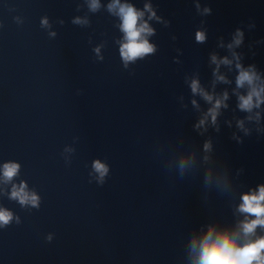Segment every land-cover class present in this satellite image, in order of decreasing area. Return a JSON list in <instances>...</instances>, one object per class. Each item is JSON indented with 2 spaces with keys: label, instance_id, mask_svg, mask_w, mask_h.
<instances>
[{
  "label": "clouds",
  "instance_id": "1",
  "mask_svg": "<svg viewBox=\"0 0 264 264\" xmlns=\"http://www.w3.org/2000/svg\"><path fill=\"white\" fill-rule=\"evenodd\" d=\"M96 5L94 4L93 7ZM119 12L123 18V30L126 33L127 43L121 48V55L124 59L133 60L138 56H143L154 51L152 45L146 40L141 38L144 32H150L147 25L137 27V21L140 16L132 7L121 6ZM197 41L205 39L202 32L196 34ZM236 43L239 44L240 40L237 39ZM215 57L213 60L215 61ZM228 63L227 59L223 61ZM239 67V65H237ZM255 74L250 71L241 70L237 79L238 86H243L245 82L249 85L253 84ZM221 79H223L221 77ZM192 90H198V83L193 81ZM253 97L257 98V105H259L260 91L255 87L247 95V97H240L242 109L250 110L253 107ZM205 98L211 100V96L205 94ZM221 101L217 100L213 109H210L213 122L216 117V110L221 106ZM96 168L103 174L106 169L103 165L96 163ZM16 165H5L4 175L11 178L16 173ZM13 196H20L21 202H24L26 196L21 195L19 192H13ZM33 203L36 198L32 197ZM240 211L255 216L256 219L244 222L242 225L243 233L247 236L255 232L258 225L264 226V186H261L258 194H246L243 196V204L240 206ZM11 219V214L6 211H0V223L7 224ZM200 264H264V238L238 245L237 238L229 233H223L213 237L211 229L204 237L200 253Z\"/></svg>",
  "mask_w": 264,
  "mask_h": 264
}]
</instances>
